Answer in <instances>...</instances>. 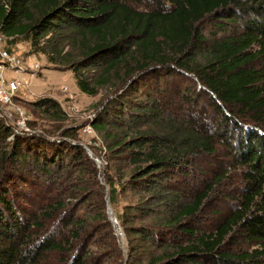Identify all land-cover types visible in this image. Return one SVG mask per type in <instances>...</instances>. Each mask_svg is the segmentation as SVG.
Here are the masks:
<instances>
[{"label": "trees", "instance_id": "16d2710c", "mask_svg": "<svg viewBox=\"0 0 264 264\" xmlns=\"http://www.w3.org/2000/svg\"><path fill=\"white\" fill-rule=\"evenodd\" d=\"M206 17L226 34L207 38ZM0 33L10 51L27 40L73 71L88 95L126 87L93 123L124 241L76 128L54 134L61 103L22 101L50 127L13 137L0 119V166H14L2 174L17 186L0 190V264H264V0H0ZM223 136L232 159L199 187L191 179ZM235 169L238 207L202 228L210 193ZM235 236L250 248L227 250Z\"/></svg>", "mask_w": 264, "mask_h": 264}, {"label": "rangeland", "instance_id": "374dc122", "mask_svg": "<svg viewBox=\"0 0 264 264\" xmlns=\"http://www.w3.org/2000/svg\"><path fill=\"white\" fill-rule=\"evenodd\" d=\"M149 1V0H146ZM216 20L212 17H206L199 24L198 27L203 31L204 35L207 38L212 39L215 34L218 36L226 34L224 30L218 28L215 25ZM31 45L30 42L23 39H18L14 44V52L23 56L27 62L33 63V61H38L41 65V68L35 72L34 75L30 73L27 74V77L31 81L30 88H24L20 92L23 98L35 97L36 99H41L44 97H52L58 100L61 103V107L65 111L67 119L61 121L60 127L55 128L56 133L60 134L65 128H76V138L78 143L83 146L87 154L90 156L95 166L98 169V179L102 185H104V194L106 197V204L108 203V186L106 184L105 166L106 160L108 157V149L106 147V141L104 138V132L99 131L93 125L95 119L103 111L104 107L107 105L108 101L120 94L126 87L122 90H115V87H106L100 89V92L97 95H88L82 92L77 84L74 72L71 70H58L55 69L47 61L44 55L40 54H31L30 53ZM7 79L14 77V71H7ZM67 86L66 91L64 87ZM34 92V96H31L30 92ZM184 101V100H183ZM182 102V101H181ZM26 109L27 114L30 116V121L32 125L35 123L37 128L44 130L49 126V121L41 119L37 116L32 107L27 103H18ZM184 106V111L188 113L190 109L194 108V104H187L182 102ZM201 107V106H200ZM208 111L212 112V108H208ZM91 125L93 127V133L86 131V127ZM246 126V124H244ZM45 131V130H44ZM42 132V131H40ZM39 132V133H40ZM46 133V131H45ZM226 138L228 136L224 135ZM218 141V152L214 156H205L201 159L204 167H207L208 171L205 175H198L191 179L199 187H203L209 182L205 183L210 177L213 178L214 174H220L223 172V166L231 160V155L228 154L230 151L227 148L226 139L224 138ZM76 140V141H77ZM199 163H201L199 161ZM6 170L14 171V166H6ZM0 166V190H3V187L15 188L17 186L14 182L8 179L10 176L2 174L3 170ZM45 179V177H41ZM242 179L240 175V169H235L231 174H229L228 179L217 184L214 190L210 193L208 200L205 202L204 208L199 215V224L202 228H211L215 224H218L222 221L226 215L238 207L237 196L241 191ZM14 196V195H13ZM88 196V195H87ZM87 196L80 202L87 199ZM16 197V195H15ZM18 198V195H17ZM79 199L75 200V203H78ZM124 203V202H123ZM123 203L121 205H123ZM79 213H83L82 209L78 210ZM115 215V212H113ZM114 221V229L118 240L122 243L124 240V233L120 224ZM227 250L238 251L243 248H250L249 243L245 241V238L241 236H235L230 242L228 241L225 245ZM50 261L47 264H62L60 255H52L49 259Z\"/></svg>", "mask_w": 264, "mask_h": 264}, {"label": "built area", "instance_id": "2783aa9c", "mask_svg": "<svg viewBox=\"0 0 264 264\" xmlns=\"http://www.w3.org/2000/svg\"><path fill=\"white\" fill-rule=\"evenodd\" d=\"M40 68L38 61L27 62L20 54L7 49L0 33V119L12 128L13 137L18 134H34L41 131L30 124L31 118L26 109L18 105L22 101L36 100L35 97L23 98L20 92L24 88H30L31 81L27 74L34 75ZM11 70L14 71V77L7 79L6 73ZM66 90H68L67 86L64 87V91ZM30 94L34 96L33 91ZM86 131L93 133V127L88 125Z\"/></svg>", "mask_w": 264, "mask_h": 264}, {"label": "water", "instance_id": "95a60500", "mask_svg": "<svg viewBox=\"0 0 264 264\" xmlns=\"http://www.w3.org/2000/svg\"><path fill=\"white\" fill-rule=\"evenodd\" d=\"M108 214H109L110 219L112 221L115 220V222H117V219L113 216V210H112V208L110 206L108 207Z\"/></svg>", "mask_w": 264, "mask_h": 264}]
</instances>
